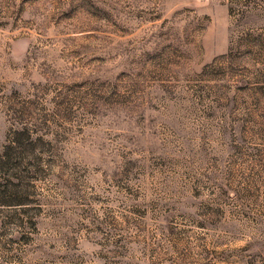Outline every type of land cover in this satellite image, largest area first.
I'll return each mask as SVG.
<instances>
[{
	"label": "rangeland",
	"instance_id": "1",
	"mask_svg": "<svg viewBox=\"0 0 264 264\" xmlns=\"http://www.w3.org/2000/svg\"><path fill=\"white\" fill-rule=\"evenodd\" d=\"M0 264H264V0H0Z\"/></svg>",
	"mask_w": 264,
	"mask_h": 264
}]
</instances>
